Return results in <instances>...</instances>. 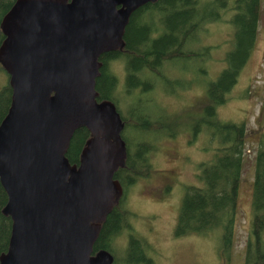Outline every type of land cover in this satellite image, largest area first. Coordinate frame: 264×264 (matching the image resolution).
<instances>
[{
    "label": "water",
    "instance_id": "95a60500",
    "mask_svg": "<svg viewBox=\"0 0 264 264\" xmlns=\"http://www.w3.org/2000/svg\"><path fill=\"white\" fill-rule=\"evenodd\" d=\"M154 0H15L0 28V64L11 101L0 121L2 213L11 232L0 264H112L93 251L122 187L120 113L97 100L100 56L124 46L130 16ZM90 137L78 164L65 154L74 131Z\"/></svg>",
    "mask_w": 264,
    "mask_h": 264
},
{
    "label": "trees",
    "instance_id": "16d2710c",
    "mask_svg": "<svg viewBox=\"0 0 264 264\" xmlns=\"http://www.w3.org/2000/svg\"><path fill=\"white\" fill-rule=\"evenodd\" d=\"M14 1L0 0V23ZM229 2L228 4L227 0H154L149 3L147 13L154 15L155 20L154 23L147 20L148 26L145 28L141 27L142 23L138 18L140 9H136L125 29L124 46L100 56L102 65L95 81L97 100H110L119 108L125 97H132L128 111L124 113L118 111L124 124L121 135L127 152L124 165L114 174L123 190V197L118 205L120 206L132 183L138 177L148 175L151 168L146 163L147 156L158 140L163 135L173 137L174 131L177 134L179 130L180 124L172 120L175 116L167 113V110L157 102L156 81H160L164 86L173 85L178 90L187 88L189 85L185 81L170 76L171 72L167 67L169 63L184 58H187L186 60L191 58L193 61L201 59L202 68L198 72L205 75L206 64L203 57L210 54L212 47L205 46L203 56L198 55L202 41L199 36L204 34L205 25L218 22L227 11L231 13L229 21L234 26V33L231 49L225 54L223 61L226 68L215 80L207 83L205 89L208 103L201 110V116L194 119L197 125L194 127V134L198 130H203L212 142L217 141V146L213 148L211 145L212 157L198 164L197 177L202 185L186 186L175 227L177 236L207 234L219 230L221 255L226 261L229 260L233 240L245 130L243 124L220 120L216 108L225 102L227 93L234 85L254 46L256 25L260 18V0ZM233 12L236 17L232 18ZM3 38L0 28V44ZM189 41L195 44L191 49L188 48ZM115 61L122 62L125 72L123 86L125 95L121 97L118 95V78L110 66ZM0 69L5 72L1 64ZM189 82L191 84L192 81ZM10 98L11 88L6 82L0 89V121L10 106ZM151 107L157 112L153 113ZM166 122L172 124L175 130H165ZM130 131L133 132L132 138L129 135ZM89 137L90 133L85 127L74 131L65 154L70 164H78ZM259 148L255 163L252 221L245 251V264H264V143L261 142ZM6 201L7 195L0 184V254L6 252L11 232V218L2 213ZM128 216L129 211L125 208L118 210L113 206L101 224L98 238L93 245L94 252L107 249L112 253V241L126 226ZM126 253L137 254L138 262L149 263L145 247L132 235L129 237Z\"/></svg>",
    "mask_w": 264,
    "mask_h": 264
},
{
    "label": "rangeland",
    "instance_id": "374dc122",
    "mask_svg": "<svg viewBox=\"0 0 264 264\" xmlns=\"http://www.w3.org/2000/svg\"><path fill=\"white\" fill-rule=\"evenodd\" d=\"M227 1L229 4V0ZM259 15L254 46L227 93L225 102L216 108L220 120L243 124L245 130L229 260L226 261L221 255L219 230L207 234L175 235L185 188L202 185L197 177L198 164L212 157L211 145L213 148L217 146V141L212 142L203 130L194 134V127L197 126L194 119L201 116V110L208 103L205 89L207 83L215 80L226 66L223 61L226 52L231 49L234 33V26L229 21L231 13L227 11L218 22L205 25L204 34L199 36L204 45L212 47L210 54L203 57L206 74L198 72L202 68L201 59L193 61L191 58H184L169 63L167 67L171 72L170 76L185 81L189 85L187 88L178 90L173 85L164 86L160 81L155 83L157 102L167 113L175 116L172 120L180 126L176 134L172 124L164 123L165 130H173L175 135H163L158 140L147 156L146 163L151 168L148 175L138 177L124 196L122 205L129 211V216L126 226L112 241L114 264H146L138 262L137 254L126 253L130 235L141 241L147 258H151L154 264H245L252 221L256 156L261 142L264 143V0H260ZM233 16L236 17L234 12L232 18ZM189 42L188 48L191 49L195 44ZM110 66L118 78V95L121 97L125 95L122 62L115 61ZM189 81L193 83L190 84ZM6 82L8 76L0 69V89ZM131 100L132 97H125L117 108L118 111L127 112ZM151 111L157 112L154 107H151ZM129 135L132 138L133 132L130 131Z\"/></svg>",
    "mask_w": 264,
    "mask_h": 264
},
{
    "label": "flooded vegetation",
    "instance_id": "af4514ba",
    "mask_svg": "<svg viewBox=\"0 0 264 264\" xmlns=\"http://www.w3.org/2000/svg\"><path fill=\"white\" fill-rule=\"evenodd\" d=\"M149 3H151V2H147V3H145V4H143V5H141V6H139L138 8L140 9V14L138 15V18H139V20H140V22L142 23V25H141V27L143 28H145L146 26H148L147 25V23H146V21L147 20H149V21H151V22H153L154 23V20H155V17H154V15H149L148 13H147V11H148V8H149ZM205 46L207 47V45H204L203 43H202V41H201V50L200 51H198L199 53H197L198 55H202V54H204V51H206V49H205ZM228 52V51H227ZM226 52V53H227ZM203 56V55H202ZM226 68V66H224L223 67V69L220 71V73H219V75L221 74V72L224 70ZM204 69V68H203ZM218 75V76H219ZM169 185V184H168ZM122 197H123V193L121 194V196H120V198L118 199V201H117V203L116 204H114V207L116 206V208L119 210L120 208L121 209H123L124 207H123V205H120V206H118L119 205V202L121 201V199H122ZM147 257V256H146ZM139 258V257H138ZM148 260H149V263L148 264H154V263H152L153 262V260L151 259V258H148ZM113 263H114V261H113ZM112 263V264H113ZM139 263H143L142 261L141 262H139Z\"/></svg>",
    "mask_w": 264,
    "mask_h": 264
}]
</instances>
